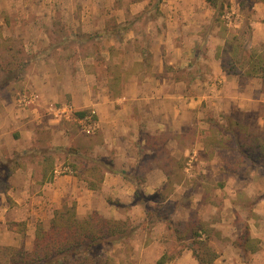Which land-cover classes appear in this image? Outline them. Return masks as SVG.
Listing matches in <instances>:
<instances>
[{
  "label": "rangeland",
  "instance_id": "obj_1",
  "mask_svg": "<svg viewBox=\"0 0 264 264\" xmlns=\"http://www.w3.org/2000/svg\"><path fill=\"white\" fill-rule=\"evenodd\" d=\"M97 1L102 4L99 9L94 7ZM176 3L180 9L175 8ZM257 3L217 0L219 8L214 10L206 0H0V100L8 99L9 103L36 92L28 87L27 70L41 61L44 52L58 58L64 55L68 66L75 65L74 71L75 62L82 59L100 75H110L115 95L122 92L124 73H145L154 65L155 51L165 56L175 52L174 47L188 48L194 42L201 52L215 46L227 70L238 73L234 76L239 86H227L228 97L218 106L202 105L208 107L202 111L203 124L196 115L187 133L178 137L180 147L173 154L167 147L176 139L171 128L163 137L153 139L155 144H147L156 150L138 153L136 166L127 177L139 186V195L131 204L115 201L120 211L116 219L126 221L135 232L123 243L104 246L97 259L101 264H157L162 256H166L165 264H199L192 256L193 245L205 258L200 264H264V68L258 77L246 75L250 66L247 57L240 51L237 57L229 52V44L236 37L238 45L264 57V5L260 4L264 2ZM178 16L183 27H176L174 18ZM192 18L209 20L194 29ZM239 58L241 63L236 61ZM201 59L193 57L186 62V69L166 65L172 79L187 82L179 92L198 90L191 86L201 79V70H210V64ZM23 102L16 101V108ZM79 113L60 118L49 107L45 118L47 122L62 120L59 126L75 137L78 133L86 135L78 122ZM40 128L35 125L41 132ZM195 148L199 150L196 153L185 150ZM37 160L44 162L46 173H73L96 186L105 171L112 170L111 159L91 158L77 145L24 153L19 161ZM153 162H162L165 178L169 175L160 186L146 184ZM3 163L7 165L0 173V189L6 190L16 168L9 159ZM113 202L108 199V203ZM139 202L140 207L132 210L131 206ZM75 204L68 199L60 209ZM125 212L129 214L122 217ZM40 219L31 216L10 224L25 243L0 245V261L19 264V250L32 251L33 247H25L26 226L36 223V229L40 225L48 228ZM195 231L200 238L195 239Z\"/></svg>",
  "mask_w": 264,
  "mask_h": 264
},
{
  "label": "crops",
  "instance_id": "obj_2",
  "mask_svg": "<svg viewBox=\"0 0 264 264\" xmlns=\"http://www.w3.org/2000/svg\"><path fill=\"white\" fill-rule=\"evenodd\" d=\"M101 5L97 1L94 7L99 9ZM175 8L180 9L177 3ZM174 20L176 27L184 26L180 16ZM191 20L194 22V29H198L195 27L209 19L206 18L202 22L199 18ZM197 31L193 37L195 40ZM217 43L219 44L220 40ZM173 49L175 52L166 53L165 56L162 52L152 51L154 65L145 73L136 70L124 73L122 92L118 95L113 92V84L110 81L112 77L100 75L97 70L85 65L82 59L75 62L78 65L74 71L75 65L68 66V58L64 55L58 58L44 52L41 61L28 68V87L36 91H32V95L28 97L32 96L28 101L32 102V105L19 104V108H16V101L20 99L13 100V103H9L8 99L0 100V163L9 159L15 162L16 168L7 181L10 188L0 189V245L16 247L25 243L22 235L15 228H11L10 224L36 216L48 226L54 211L60 209L68 199L75 201L76 213L80 218L89 217L99 211L104 217L116 219L120 211L115 201L120 205L131 204L136 196V183L128 179L127 174L136 166L138 153L156 150L154 146L148 148L147 144H155L153 139L163 137L164 132L171 128L175 129L176 139H171L167 147L173 154L175 149L180 147L178 137L187 133V128L189 129L197 119L196 115L199 116V123L203 124L202 111L213 105L218 106L222 100H226L227 86H239L236 84L235 74L227 73L223 69L222 57L218 56L215 46L201 52L195 48L194 42L188 48ZM106 53L109 58L110 52ZM197 56L210 64V70L205 73L201 70V79L191 86V89H198L196 92H179L178 89H182L187 82L172 79V74L166 72V65L186 69V62ZM203 67L201 63L200 68ZM204 103L208 104L207 108L202 107ZM59 105L69 107L72 115L79 111H90L89 113L94 114L97 117L95 134L86 136L78 133L72 137L59 126L62 120L47 122L46 108L54 109ZM35 125H41V132L35 129ZM87 143H91L88 148ZM72 145H77L91 158L112 160L113 171H105L97 189H91V182L80 179L73 173L61 175L54 171V176L52 172L46 173L43 161H19L24 153L44 152L51 148L57 150ZM185 150L187 153L199 151L197 148ZM150 170L147 185L160 186L167 182L169 175L165 178L166 167L162 166V162H153ZM50 175L53 178H50ZM7 196L14 201V206L10 205ZM108 199L114 202L110 204ZM136 207H140V204L131 206L132 210ZM128 214L129 212H125L122 217ZM36 226V223L26 226V249L33 247Z\"/></svg>",
  "mask_w": 264,
  "mask_h": 264
},
{
  "label": "trees",
  "instance_id": "obj_3",
  "mask_svg": "<svg viewBox=\"0 0 264 264\" xmlns=\"http://www.w3.org/2000/svg\"><path fill=\"white\" fill-rule=\"evenodd\" d=\"M206 1L214 10H218L217 0ZM250 1L253 3L264 2V0ZM220 7L221 10H223V6L221 5ZM237 42L238 38L236 37L230 42L229 52L231 54L234 53L236 57L238 54L237 51L244 54V57H247L246 60H248L250 64L245 72L246 75L258 77L261 75V70L264 68V57L248 51L247 48H243V46L238 45ZM236 61L237 63H241L240 58L236 59ZM222 66L227 73L231 74L223 61ZM233 73L235 74L236 72H232V74ZM237 74L238 73H236V75ZM78 115L82 118L85 116V113H79ZM9 161L11 162V160ZM5 165L7 164L0 163V173L3 171L4 167H6ZM89 187L91 189H97L99 186L89 184ZM138 190L139 186H137V192ZM138 195L136 194V197ZM138 204L141 205L140 202ZM43 226L40 225L36 230L32 251H27L25 249L19 250L18 255L21 259L19 264H101L97 259L104 246L123 243L135 232V228H129L126 221L104 218L99 216L96 212L89 217L81 219L76 213L75 205L69 209L62 208L55 210L48 224V228ZM194 236L195 239L197 237L200 238L199 233L196 231ZM203 245L206 246V242H203ZM239 246L241 247L243 245L239 244ZM11 250L14 251L17 249L12 248ZM191 250L193 252V257L200 264L205 258L202 257L201 254L199 256L194 245ZM165 260L166 256H162L157 264H165ZM0 264L6 263L1 260Z\"/></svg>",
  "mask_w": 264,
  "mask_h": 264
},
{
  "label": "built area",
  "instance_id": "obj_4",
  "mask_svg": "<svg viewBox=\"0 0 264 264\" xmlns=\"http://www.w3.org/2000/svg\"><path fill=\"white\" fill-rule=\"evenodd\" d=\"M30 99H32V96L30 98H28V96H23L20 101L25 103V102H28L30 101ZM21 103V104H23ZM54 112H55V116L57 117H60V118H63V116H67V114H71L72 115V112L69 111V107H65L64 105H59L58 108H54L52 109ZM94 114H86L84 117L82 118H79L78 119V122L81 124V126L83 127V132L86 134V135H94L95 132H96V123H95V120H94ZM57 172V171H56ZM58 173V172H57Z\"/></svg>",
  "mask_w": 264,
  "mask_h": 264
}]
</instances>
